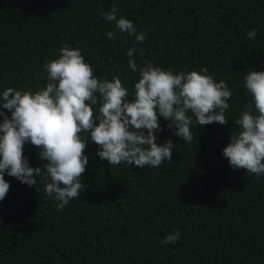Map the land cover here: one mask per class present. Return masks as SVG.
I'll return each instance as SVG.
<instances>
[{
  "label": "trees",
  "instance_id": "1",
  "mask_svg": "<svg viewBox=\"0 0 264 264\" xmlns=\"http://www.w3.org/2000/svg\"><path fill=\"white\" fill-rule=\"evenodd\" d=\"M112 6L145 34L135 45L144 50L134 53L138 69L207 67L228 84V123L200 126L193 116L189 144L161 117L157 143L175 145L172 161L156 168L110 166L89 140L87 189L61 211L43 185L37 191L39 181L29 187L5 173L0 264H264V175L234 170L223 155L252 102L244 77L264 71V0H0V93L45 87L44 65L67 43L101 79L119 76L132 100L140 73L128 67L127 52L135 37L100 15ZM38 151L24 147L32 167L44 163ZM176 230L177 243H161Z\"/></svg>",
  "mask_w": 264,
  "mask_h": 264
},
{
  "label": "clouds",
  "instance_id": "2",
  "mask_svg": "<svg viewBox=\"0 0 264 264\" xmlns=\"http://www.w3.org/2000/svg\"><path fill=\"white\" fill-rule=\"evenodd\" d=\"M118 11L112 6L111 11L100 15L114 22L120 32L135 37L134 46L127 52L128 67L140 73L134 85V98L128 99V88L119 76L101 79L81 50L67 43L61 47L58 58L44 65L48 73L45 87L35 92L11 87L3 90L0 93V201L10 189L5 179L7 173L29 187L39 181L37 191L43 185L48 197L58 202L54 205L56 209L61 211L87 189L81 179L89 163L85 155L89 140L99 146L97 155L110 166L156 168L172 161L175 145L171 139L163 145L157 143L156 133L162 131L161 117L169 122L170 129H176L175 135L189 144L194 139L193 116L200 126L228 123V101L233 96L228 84L223 80L217 82L207 67L173 73L149 62L138 69L134 53L143 54L144 50L135 45L145 41V34H137L131 20L117 18ZM257 34L258 30L253 29L246 36L254 40ZM107 36L117 39L115 31ZM244 80L252 102L235 121L239 131L235 134L231 131L223 155L234 170L245 169L247 174L262 176L264 71H248ZM27 143L39 150L38 156L44 162L41 166H30L24 155ZM180 236L176 230L161 243H177Z\"/></svg>",
  "mask_w": 264,
  "mask_h": 264
}]
</instances>
